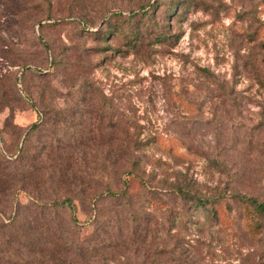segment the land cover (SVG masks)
Here are the masks:
<instances>
[{"label": "rangeland", "instance_id": "rangeland-1", "mask_svg": "<svg viewBox=\"0 0 264 264\" xmlns=\"http://www.w3.org/2000/svg\"><path fill=\"white\" fill-rule=\"evenodd\" d=\"M10 55L20 68L10 66ZM25 63L43 77L22 78ZM6 87L20 97L22 126L38 118L27 91L37 112L49 104L66 118L57 137L91 131L88 157L97 165L117 158L124 174L115 189L127 180L140 204L133 210H146L154 222L145 225L148 234L166 235L177 249L166 264H264V226L252 234L256 217L238 201H264V0H0V89ZM8 115L2 110L0 126ZM46 134L35 136L37 149ZM1 137L4 147L13 145L8 154L21 143ZM129 159L140 161L134 173L143 181L126 175L133 173ZM178 187L219 198L216 218L188 204L193 222L169 230L160 204L185 207L168 198ZM106 206L105 216L114 217V206Z\"/></svg>", "mask_w": 264, "mask_h": 264}, {"label": "trees", "instance_id": "trees-1", "mask_svg": "<svg viewBox=\"0 0 264 264\" xmlns=\"http://www.w3.org/2000/svg\"><path fill=\"white\" fill-rule=\"evenodd\" d=\"M156 5L148 6L154 10ZM146 7L140 9L144 11ZM173 8L170 7L171 13ZM82 25L89 28L85 23ZM130 36L129 44L133 47L139 40V33ZM10 58V66L20 68V59L11 55ZM22 70V78L29 73L43 77L42 70L32 69L30 64L25 63ZM11 92L9 87L0 89V113L9 111L0 126V264H166L167 253L170 257L176 255L177 249L170 247L166 235L148 234L145 225L154 222L146 210H133L139 201L129 192L127 180L122 183L121 190L115 189L124 174L117 167V158L104 157L97 165L99 160L88 157L85 150L94 146L91 131L72 140L57 137L58 126L64 125L66 118L62 119V113L50 109L49 104L43 107L44 114L37 112L27 91L24 92L26 105L38 118L31 125L22 126L17 121L20 97ZM41 130L46 131L44 138L47 140L40 144L38 151L33 140ZM2 134L21 140L10 154L7 151L12 144L4 147ZM42 137L38 136L37 142ZM125 162L133 172L126 175L143 181L134 173L141 171L140 161L129 159ZM151 194L155 199L160 198L157 192ZM168 198L173 203L178 201L185 205L181 210L168 211L160 204L167 212L171 231L187 228L193 222L186 214L188 204L189 209L201 208L216 218V205L220 202L216 197L191 196L181 187ZM238 201L248 216L256 217L250 232L259 235L264 226V201L247 197H239ZM107 204L116 209L114 217L105 216ZM77 205L84 210L86 220L78 217ZM121 208L129 214L125 219H120L117 211ZM6 211L9 212L7 216ZM160 226L163 224H155L156 229ZM85 229L92 231L88 238L84 237Z\"/></svg>", "mask_w": 264, "mask_h": 264}]
</instances>
